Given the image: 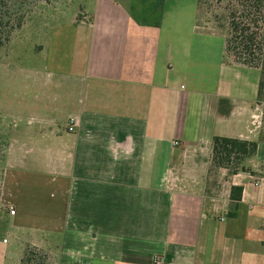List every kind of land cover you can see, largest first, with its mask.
<instances>
[{
  "label": "crops",
  "instance_id": "crops-1",
  "mask_svg": "<svg viewBox=\"0 0 264 264\" xmlns=\"http://www.w3.org/2000/svg\"><path fill=\"white\" fill-rule=\"evenodd\" d=\"M118 2L42 29L44 65L0 62V264H264L261 72L224 62L199 0L158 26ZM214 136L258 142L254 174L212 172Z\"/></svg>",
  "mask_w": 264,
  "mask_h": 264
},
{
  "label": "trees",
  "instance_id": "trees-1",
  "mask_svg": "<svg viewBox=\"0 0 264 264\" xmlns=\"http://www.w3.org/2000/svg\"><path fill=\"white\" fill-rule=\"evenodd\" d=\"M115 1L122 2L138 23L145 25L154 21L157 26L161 23L166 3V0ZM51 2L52 0H0V53L4 51V55L9 54V45L14 35L24 29L34 10L40 5H50ZM203 3V0H199L200 12ZM217 31L218 36L225 38L224 62L243 65L261 72L257 103L262 106L264 104V0H228L227 22L218 26ZM2 61L0 57V62ZM258 145V142L214 136L212 172L225 169L230 176L240 173L254 174L249 163L257 156ZM8 146L9 134L4 132L0 123V156L4 164ZM242 195V187L232 188V200L239 203ZM41 252L43 250L27 245L21 264H24L27 253H33L32 257L27 259L32 262L33 257L36 258Z\"/></svg>",
  "mask_w": 264,
  "mask_h": 264
},
{
  "label": "rangeland",
  "instance_id": "rangeland-1",
  "mask_svg": "<svg viewBox=\"0 0 264 264\" xmlns=\"http://www.w3.org/2000/svg\"><path fill=\"white\" fill-rule=\"evenodd\" d=\"M94 1L95 0H52L50 5H40L34 10V13L29 18L24 29L14 35L9 45L10 53L4 55L3 51L0 53V57H2L3 61H9L12 64L14 63L26 67L44 65L45 54L39 51V47L45 45L47 37L46 31L41 32V30L47 26L52 27L53 25H55V27L65 26V28H67L66 24L70 23V20L80 17L79 12L81 10L86 9L88 12H91V8L94 7ZM203 2L204 5L199 15L200 23L203 24L205 28L204 31L219 35L217 31L218 26L225 25L227 22L228 0H203ZM36 28H39L38 31H40L38 35L36 33L38 32ZM222 31H224V29ZM39 34H41V36ZM69 40L70 39L65 37L64 45H66ZM262 112V124L264 125V104L262 105ZM1 139L3 140V138ZM3 168L4 160L0 156V174ZM9 239L12 250L14 251L12 258H15V255L18 257L21 247H19L14 239ZM43 252L37 254L36 258L33 257L32 262H29L27 259L32 257L33 253H27L24 258V264H51L49 255Z\"/></svg>",
  "mask_w": 264,
  "mask_h": 264
},
{
  "label": "built area",
  "instance_id": "built-area-1",
  "mask_svg": "<svg viewBox=\"0 0 264 264\" xmlns=\"http://www.w3.org/2000/svg\"><path fill=\"white\" fill-rule=\"evenodd\" d=\"M75 127H76L75 121L72 120V121L70 122V125H69V127H68V130H69L70 132H74V131H75ZM174 145L177 146V145H179V143H178V142H175ZM261 182H262V178H260V177H256V178H255V183H256L257 186H260ZM154 264H166V260H165V258H164L163 256H161V255H156V256L154 257Z\"/></svg>",
  "mask_w": 264,
  "mask_h": 264
}]
</instances>
